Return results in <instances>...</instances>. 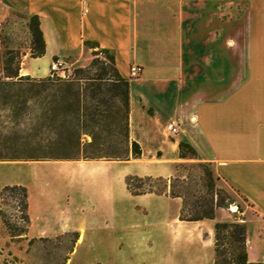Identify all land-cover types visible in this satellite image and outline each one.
Returning <instances> with one entry per match:
<instances>
[{"label":"crops","instance_id":"crops-1","mask_svg":"<svg viewBox=\"0 0 264 264\" xmlns=\"http://www.w3.org/2000/svg\"><path fill=\"white\" fill-rule=\"evenodd\" d=\"M14 13L27 21L38 15L45 39L42 56L30 46L22 52L19 76L48 77L53 59L74 62L91 49L84 40L112 51L130 82L129 140L141 148L124 160L57 161L35 170L32 183H16L28 193L29 221L19 237L77 233L78 243L99 215V228H121L125 198L124 225L140 230L134 253H155L165 236L168 247L172 239L180 252L199 254L203 234L212 237L216 221L230 220L224 208L214 219L180 220L181 197L133 195L125 178H168L182 164L205 162L243 199L227 213L246 223L249 260L264 262V0H0V22ZM134 64L142 73L130 78ZM180 141L197 157L182 158ZM183 264L209 263L193 257Z\"/></svg>","mask_w":264,"mask_h":264},{"label":"rangeland","instance_id":"rangeland-1","mask_svg":"<svg viewBox=\"0 0 264 264\" xmlns=\"http://www.w3.org/2000/svg\"><path fill=\"white\" fill-rule=\"evenodd\" d=\"M0 40V78L10 80L5 78L7 67L10 65V69L15 70L22 60V52L31 45L26 17L14 13L1 22ZM96 56L104 60L89 49L82 52L78 60L66 62L65 77L48 76L23 80L16 85L0 84V90L13 93V97L8 98L0 91V191L6 185L32 183L35 170L49 168L57 161L129 157L126 112L114 90H105V85L99 89L98 82L94 81L96 74L103 72L99 69L100 61L91 66ZM209 168L205 162L179 167L177 175L186 177L188 182L185 215L190 214L195 200L210 198L206 177ZM153 184L163 186L160 181ZM214 184L215 198L216 193L225 190L237 203L244 204L241 196L227 188L223 180L214 176ZM20 198V190H9L0 196V264H183L193 257L214 264V235L207 234H203L199 254L180 252L183 249L175 248L172 239L168 247L165 236L155 253H134L132 244L140 230L124 225L130 218L126 213L129 202L125 198H122L121 228L112 225L109 231L99 228L97 223L103 219L99 215L94 229L88 227L78 243V237L75 239L72 234L25 240L19 237L27 228ZM227 211L231 212L230 207H224L222 216H229L230 220L238 217L237 213L229 215Z\"/></svg>","mask_w":264,"mask_h":264},{"label":"trees","instance_id":"trees-1","mask_svg":"<svg viewBox=\"0 0 264 264\" xmlns=\"http://www.w3.org/2000/svg\"><path fill=\"white\" fill-rule=\"evenodd\" d=\"M27 27L31 33V55L33 57L42 56L45 53V39L40 27V19L38 15H32L27 21ZM84 44L93 49L94 55H101L104 60H100L99 56H96L91 61V66H94L98 61L102 63L99 69H102V73L96 74L94 81L98 82V88L101 89L105 85V90H114L115 95H118L121 104L126 112V135L129 139V92L130 82L124 78L119 72L115 57L109 48L102 47L96 40H84ZM19 66L15 70L10 69V65L5 72V78L10 80H2L0 78V84L4 85H16L23 80H32L29 76H19ZM109 75V76H106ZM16 79V80H14ZM104 80V81H103ZM101 82H105L104 84ZM4 92V96L13 97V93L7 90H0ZM24 91V90H20ZM29 91V90H28ZM131 153L133 157H139L141 155L140 145L136 141L130 142ZM180 156L182 158H195L197 157L196 149L185 141L179 142ZM126 157L125 159H128ZM214 173L211 168L206 170V177L210 188V198L199 201L195 200L191 205L189 215H185V194L188 182L186 177L178 175L165 177L154 176H138L129 174L125 178L127 190L133 194L144 193H156L167 194L171 197H181L183 199L182 207L179 213L180 220L197 221L202 219H214L216 212L219 208L230 207L231 205H237L240 210V205L232 196L225 190L216 193L215 198L214 189ZM155 181H160L162 187L153 184ZM177 182L178 184H174ZM9 190H20L21 198L20 204L25 211L24 218L29 221L27 214L28 208V193L27 188L23 185L14 184L6 185L0 191V196H3ZM22 234V233H21ZM73 238H77V233H71ZM228 245V246H227ZM214 264H264V262L250 261L247 251V226L245 222L238 219L232 220H218L214 223Z\"/></svg>","mask_w":264,"mask_h":264},{"label":"built area","instance_id":"built-area-1","mask_svg":"<svg viewBox=\"0 0 264 264\" xmlns=\"http://www.w3.org/2000/svg\"><path fill=\"white\" fill-rule=\"evenodd\" d=\"M1 26V22H0ZM66 62L62 58H55L50 64V77H65ZM142 73V66L131 65L129 69L130 78H137ZM168 130L171 134H176L178 132V125L175 121H171L168 124Z\"/></svg>","mask_w":264,"mask_h":264},{"label":"bare ground","instance_id":"bare-ground-1","mask_svg":"<svg viewBox=\"0 0 264 264\" xmlns=\"http://www.w3.org/2000/svg\"><path fill=\"white\" fill-rule=\"evenodd\" d=\"M230 209H231L232 211H235L237 208H236V206H231Z\"/></svg>","mask_w":264,"mask_h":264}]
</instances>
